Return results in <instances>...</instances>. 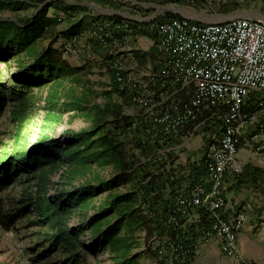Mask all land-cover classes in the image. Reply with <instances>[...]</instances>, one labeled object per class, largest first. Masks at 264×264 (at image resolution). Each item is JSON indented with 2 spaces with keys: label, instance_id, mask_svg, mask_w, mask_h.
Segmentation results:
<instances>
[{
  "label": "trees",
  "instance_id": "1",
  "mask_svg": "<svg viewBox=\"0 0 264 264\" xmlns=\"http://www.w3.org/2000/svg\"><path fill=\"white\" fill-rule=\"evenodd\" d=\"M95 1L113 10L122 7L117 0ZM136 1L165 4L186 0ZM2 10L14 17L0 18V63L9 71V61L15 60L16 69L8 73V83L1 80L0 71V111L9 102L13 122L10 141L0 149V229L10 231L25 218L27 225L44 228L47 246L38 256L62 249L69 253L65 260L72 264L85 262L86 254L104 251L111 264H140V252L132 251L139 239L150 264H190L195 254L194 228L174 226L167 220L176 199L189 194L206 173L205 148L197 163L181 165L177 160L183 136L200 127L211 111L176 133L164 135L158 124L156 135L149 132L154 116L163 110L172 112L183 95L153 85L152 102L157 105L152 114L145 113L132 100L137 89L117 79V73L123 80L127 78L118 62V56H126L127 51L109 52L137 34H148L157 43L148 22L121 13L100 14L79 0H0ZM177 17L181 16L167 13L156 21ZM105 24L115 42L102 34ZM100 37L109 42L108 49ZM68 45L75 53L65 52ZM153 50L132 49L130 54L143 65ZM75 54L96 57L77 66L67 58ZM95 66L104 68L108 76L98 91L88 78ZM34 89L44 92L38 123L32 122L29 97ZM97 96L102 102L95 100ZM64 113L84 116L91 124L64 130L65 139L55 138L52 134ZM104 169H109L108 175L102 174ZM56 173L57 180L52 182ZM14 186L16 196H6L4 191ZM72 212L82 218L76 226L66 222ZM87 231L91 238L84 243L80 237ZM167 242L189 251L182 258Z\"/></svg>",
  "mask_w": 264,
  "mask_h": 264
},
{
  "label": "built area",
  "instance_id": "2",
  "mask_svg": "<svg viewBox=\"0 0 264 264\" xmlns=\"http://www.w3.org/2000/svg\"><path fill=\"white\" fill-rule=\"evenodd\" d=\"M108 25L100 30L109 42H115L107 30ZM147 27L156 35L160 70L151 74L149 88L139 86L130 77L123 80L119 73L118 81L137 89L132 100L149 114L157 105L152 102L153 85H159L161 89L172 88L173 94H188L174 105L172 112L163 110L155 115L149 132L156 135L155 125L158 124L162 134L176 133L187 123L194 122L205 109L216 111L221 123L220 134L211 137L203 153L210 189L207 191L204 182L198 181L189 194L176 199L175 209L167 222L184 227L196 208L207 207L213 216L203 233L220 239L223 254L236 258L237 232L245 217L238 212L227 220L216 212L226 204L222 196L224 173L232 166L239 141L249 130L246 143L255 153L264 154V19L237 16L226 21L203 23L177 17L151 21ZM104 37H100V41L108 49L109 42ZM122 50V47L109 48L110 53ZM65 52L75 53V50L68 45ZM127 58V53L126 56L120 54L119 64L123 66ZM159 95L164 97L162 92ZM248 100L254 101L255 111L245 110ZM219 105L226 106L225 113L219 112ZM167 243L173 251L182 254V258L189 251L181 249L179 244ZM192 248L195 250V245ZM239 264L253 263L245 260Z\"/></svg>",
  "mask_w": 264,
  "mask_h": 264
},
{
  "label": "rangeland",
  "instance_id": "3",
  "mask_svg": "<svg viewBox=\"0 0 264 264\" xmlns=\"http://www.w3.org/2000/svg\"><path fill=\"white\" fill-rule=\"evenodd\" d=\"M77 1V0H68ZM82 4H85L90 9H95L99 13H121L124 16L135 18L139 21L151 22L158 18H161L164 14L180 15L181 17H188L194 19L193 14L197 15L199 22H221L227 17H251L255 19H264V0H190L185 3L170 2L165 4L147 3L144 1L136 0H117L122 4L121 9L113 10L111 8L99 5L95 0H79ZM172 5L176 10H172L169 6ZM14 14L7 10L0 11V18H13ZM47 41L42 42L44 45ZM61 40L57 41L56 45H60ZM75 55H67L70 62ZM126 62V61H125ZM125 64V63H124ZM123 64V66H124ZM9 71L3 63H0V71L2 72L1 80L8 83V73L15 71L16 61H9ZM88 78L94 89L102 90L104 83L108 82V76L104 68L96 66L92 72L89 73ZM183 98L186 95L181 93ZM29 97L33 101V120L37 122L40 120L42 110V97L44 92L39 93L37 89L32 90L29 93ZM97 102H102V97L97 96L95 99ZM12 105L8 102L5 107L0 111V149L10 141L11 130L13 122L10 119V110ZM208 110H203L199 114H202ZM211 111V110H209ZM213 111V110H212ZM211 111V115H208L204 122H201V126H196L187 135L183 136L182 150L179 154L194 159H199L201 151L206 147L208 139L211 138L213 133L220 134V118L218 114ZM214 113V114H212ZM71 114L64 113L62 115V121L52 134L55 138L61 137L65 139L64 130L73 129L78 130L83 127H88L91 123L84 116L70 117ZM204 123V124H203ZM193 132V133H191ZM109 169L102 170L103 175H108ZM52 182H56L57 173L51 178ZM18 188H13L4 191V194L8 197L16 196ZM101 198V197H100ZM93 212L91 209L89 213ZM81 216L77 213H71L66 222L70 226H76L81 221ZM44 228L38 226H30L26 224L25 218L16 222L15 228L10 231H4L0 229V264H62L65 258L68 257V252L62 249H57L54 252H47L38 256L42 250L47 246V241L44 239L42 231ZM90 232L87 231L80 237L84 243H88L90 240ZM139 245L133 247V253L140 252L139 263L150 264V259L142 252L144 249L142 239H139ZM85 262L77 264H111L109 260V254L107 251L100 252L97 255H85ZM72 264L71 260H65L64 264Z\"/></svg>",
  "mask_w": 264,
  "mask_h": 264
},
{
  "label": "crops",
  "instance_id": "4",
  "mask_svg": "<svg viewBox=\"0 0 264 264\" xmlns=\"http://www.w3.org/2000/svg\"><path fill=\"white\" fill-rule=\"evenodd\" d=\"M122 48L128 54L123 66L127 71V77L136 80L139 86H144V88L148 86L149 88L151 74L159 71L162 66L158 46L153 37L148 34H137L131 39L126 38ZM153 48L152 54L145 56L143 65H139L130 54L132 49L149 52ZM94 57L96 56L79 54L71 57L73 60L70 63L79 66L86 62H92ZM244 107L248 112L255 111L253 100H248ZM218 109L222 114L226 112L225 105H219ZM248 134L240 139L235 160L224 173L222 196L226 204L216 212L227 220L232 219L238 212L245 217L237 232V256L236 258L226 257L221 251L220 239L215 236H206L203 233V230L209 225L213 213L207 207H199L189 215L186 222L196 232L195 254L190 264H239L245 260L251 261L253 264H264V154L255 153L246 143ZM212 135L217 134L213 133ZM197 161L199 159L179 154L177 163L185 165L188 162L197 163ZM201 181L204 182L205 189L208 191L210 182L206 173L201 177Z\"/></svg>",
  "mask_w": 264,
  "mask_h": 264
},
{
  "label": "water",
  "instance_id": "5",
  "mask_svg": "<svg viewBox=\"0 0 264 264\" xmlns=\"http://www.w3.org/2000/svg\"><path fill=\"white\" fill-rule=\"evenodd\" d=\"M169 8L172 9V10H176L172 5H170ZM192 18L198 19L197 15H195V14H193V17ZM232 18H234V17H227L224 21L229 20V19H232Z\"/></svg>",
  "mask_w": 264,
  "mask_h": 264
}]
</instances>
